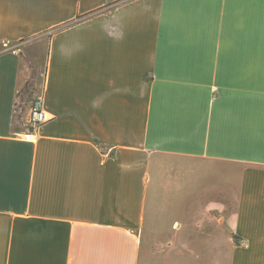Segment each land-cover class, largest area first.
I'll list each match as a JSON object with an SVG mask.
<instances>
[{"label": "crops", "instance_id": "crops-1", "mask_svg": "<svg viewBox=\"0 0 264 264\" xmlns=\"http://www.w3.org/2000/svg\"><path fill=\"white\" fill-rule=\"evenodd\" d=\"M0 264H264V0H0Z\"/></svg>", "mask_w": 264, "mask_h": 264}, {"label": "built area", "instance_id": "built-area-1", "mask_svg": "<svg viewBox=\"0 0 264 264\" xmlns=\"http://www.w3.org/2000/svg\"><path fill=\"white\" fill-rule=\"evenodd\" d=\"M47 120L48 117L44 110V97L38 94L30 101L27 117L28 126L22 134L23 139L25 141H31L34 136V131Z\"/></svg>", "mask_w": 264, "mask_h": 264}, {"label": "rangeland", "instance_id": "rangeland-1", "mask_svg": "<svg viewBox=\"0 0 264 264\" xmlns=\"http://www.w3.org/2000/svg\"><path fill=\"white\" fill-rule=\"evenodd\" d=\"M41 78L42 77H40L39 78V83H41ZM33 87H34V85H33ZM31 89V87H29V85L28 86H25L24 88H23V91H22V93L20 94V97L22 98V99H30L31 98V95H32V93L29 91ZM33 98H31L30 99V101L32 100Z\"/></svg>", "mask_w": 264, "mask_h": 264}]
</instances>
